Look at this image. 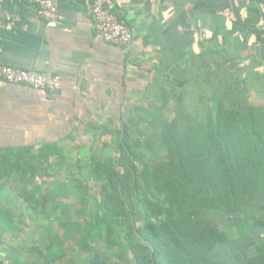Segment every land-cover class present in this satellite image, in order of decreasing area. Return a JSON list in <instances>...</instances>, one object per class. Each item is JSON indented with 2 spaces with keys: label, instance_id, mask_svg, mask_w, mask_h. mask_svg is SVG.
Listing matches in <instances>:
<instances>
[{
  "label": "rangeland",
  "instance_id": "rangeland-1",
  "mask_svg": "<svg viewBox=\"0 0 264 264\" xmlns=\"http://www.w3.org/2000/svg\"><path fill=\"white\" fill-rule=\"evenodd\" d=\"M196 83L177 87L157 82L139 101L130 102L125 131L108 134L106 125L91 129L93 133L87 137L109 143L110 149L87 144L77 147L66 141L46 161L37 148H31L21 158L14 156L13 164L0 165V264H128L131 232L142 221L130 212L132 205L122 204L115 187L118 177L127 172L124 166L131 169L129 186L141 182L147 210L142 226L164 223L167 232L174 231L173 220L167 219L168 204L161 202V195L156 197L160 186L154 179L153 186L150 180L147 187V177L160 175L173 185L190 178L189 182H197L192 184L207 207L200 210L205 206L199 204L202 217L193 224L188 219V231L201 237L205 225L229 237L227 244L208 253L210 261L249 264L254 260L258 264L261 254L264 259V157L256 156L252 148L239 150L236 135L223 136L224 143L217 141L221 151H216L215 143L201 134L206 113L217 103L229 110L244 108L246 113L247 94L228 86L217 91L213 82ZM250 108L255 132L264 141V110ZM171 121L182 133L176 143L165 132ZM221 152L228 161L231 156L244 162L256 159L263 169L259 174L250 169L241 181L246 186L237 181L240 194L231 195V200L213 181L219 180L218 175L205 171L208 165H217ZM105 179L112 184L105 185ZM217 201L223 208L216 206ZM164 241L161 252L172 258L178 248ZM135 244L136 252L142 253V241L137 238Z\"/></svg>",
  "mask_w": 264,
  "mask_h": 264
},
{
  "label": "crops",
  "instance_id": "crops-1",
  "mask_svg": "<svg viewBox=\"0 0 264 264\" xmlns=\"http://www.w3.org/2000/svg\"><path fill=\"white\" fill-rule=\"evenodd\" d=\"M112 1L132 33L129 53L96 32L83 0H55L54 28L28 0L7 4L21 21L0 32V62L59 74L62 88L0 80V165L31 148L85 145L96 127L117 133L153 82H213L264 107V0Z\"/></svg>",
  "mask_w": 264,
  "mask_h": 264
},
{
  "label": "trees",
  "instance_id": "trees-1",
  "mask_svg": "<svg viewBox=\"0 0 264 264\" xmlns=\"http://www.w3.org/2000/svg\"><path fill=\"white\" fill-rule=\"evenodd\" d=\"M157 82H153L156 84ZM177 87H183L184 82H168ZM249 101L244 100V103L247 105V112L244 113V108H239L241 110H229L227 109L222 102L217 103L214 106V109H210L205 116L204 131L201 133L204 136H208V139L211 142L215 143V150H220L219 145L225 142V138L223 136H237V141L239 142V150L253 149L254 154L258 157H264V146L263 139L259 136L258 133L255 132L254 125L252 122V115L249 114V106L250 110H261L263 112L264 107L259 105H254L248 103ZM248 103V104H247ZM258 107V108H256ZM127 112V111H126ZM127 118V113H125V117L121 118L122 128L120 131H125V120ZM177 122V121H176ZM165 127L166 134L169 135V138L172 139L173 142H178L180 139L179 136L181 133L180 130H177L174 122H169ZM187 125L186 127H189ZM170 134H169V133ZM118 134V133H117ZM252 136H256L255 139L252 140ZM85 144L90 145H98L103 149H110L111 145L106 142H102L99 139H85L82 138ZM124 142V139H122ZM217 141L220 144H217ZM234 141V139H231ZM235 142V141H234ZM53 151L48 145L41 147L38 151V155L42 157L45 161L49 158V155ZM27 151H24L26 153ZM57 152V151H56ZM123 155V152H122ZM118 154H115V157ZM17 158H21L16 156ZM231 156V160L228 161L225 156H223L221 152V156L218 159L217 165H208L205 171L212 172L213 175H218L219 180L217 181L220 186L219 192L221 191V187L227 193L228 199L231 200V195L233 197L240 194L238 190L237 181L239 184L246 186V184L241 181L245 179V177L249 174V170L253 174H259L263 169L262 167L256 163V159L250 160V162H244L239 158H233ZM226 159V160H225ZM251 159V158H250ZM255 161V162H252ZM7 161L0 160L1 163H6ZM257 166V167H255ZM127 172L124 176L120 175L116 181L115 187L121 193L122 204L124 206H133L130 212H133V215L141 218L142 222L139 225L133 227L131 232V240L129 241V246L131 248V259L128 264H219L217 262L210 261L208 258V253L215 251L217 247L223 246L227 244L229 241V237L227 233H221L222 231L217 232V229H208L207 226L204 225V230L201 233V237L195 235L188 231L186 227V221L193 224L195 220H198L202 217V212L200 213L197 207L199 204L205 207H200V210H204L207 207V204H203L201 199L199 198L198 189L192 184V182L197 184L196 181L189 182L184 179L179 181L177 184L173 185L171 183H167L164 181V177L158 175L150 174L146 179V186L150 187L148 183L152 180V186L154 179L157 182V187L159 190H156L157 199L158 195H161V202L168 204L166 207L167 219L171 218L173 220L174 231L167 232V225L164 223L162 226H158L156 223L147 222L146 227L142 226L145 217L147 215L146 204L143 201L142 193L140 190L141 182H134L132 186H129V175H131V169L124 166ZM211 179V177H210ZM105 185L109 186L112 184V181L109 179L104 180ZM237 185V186H236ZM236 186V187H235ZM244 188V187H243ZM159 191V192H158ZM235 191V192H234ZM244 191V190H241ZM245 192V191H244ZM160 193V194H159ZM126 203V204H125ZM130 203V204H129ZM176 203H180L181 207L177 208ZM220 205L223 208L222 203L220 204L217 201L216 206ZM228 205V204H227ZM184 210V211H181ZM188 213V217L186 219L185 214ZM255 223V222H254ZM206 230V231H205ZM194 235V236H193ZM139 239L142 241L144 245V251L142 253L136 252V244L135 240ZM114 240H116V235L114 236ZM161 240H165L164 243L170 241L175 246H177L178 251L175 256H173V262H171L172 258L167 257L164 253L161 252ZM169 246V243H167ZM263 247V246H262ZM264 248V247H263ZM170 249V248H169ZM259 256L258 264H263L264 259ZM254 260H249V264H253ZM255 264V263H254Z\"/></svg>",
  "mask_w": 264,
  "mask_h": 264
},
{
  "label": "built area",
  "instance_id": "built-area-1",
  "mask_svg": "<svg viewBox=\"0 0 264 264\" xmlns=\"http://www.w3.org/2000/svg\"><path fill=\"white\" fill-rule=\"evenodd\" d=\"M22 0H0V32L14 31L21 21L18 11L7 4ZM36 8L37 15L48 27H57L61 20L55 0H28ZM86 11L91 15L94 29L111 45L129 53L132 33L126 22L115 13L112 0H83ZM0 80L25 84L38 90L57 92L62 88L59 74L49 75L36 69H23L0 62Z\"/></svg>",
  "mask_w": 264,
  "mask_h": 264
}]
</instances>
